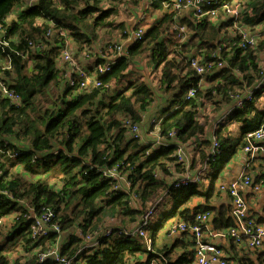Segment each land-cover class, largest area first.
I'll list each match as a JSON object with an SVG mask.
<instances>
[{"label": "clouds", "instance_id": "1", "mask_svg": "<svg viewBox=\"0 0 264 264\" xmlns=\"http://www.w3.org/2000/svg\"><path fill=\"white\" fill-rule=\"evenodd\" d=\"M0 264H264V0H0Z\"/></svg>", "mask_w": 264, "mask_h": 264}]
</instances>
